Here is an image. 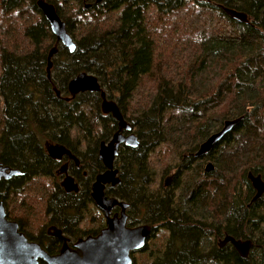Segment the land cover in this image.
Segmentation results:
<instances>
[{
  "label": "trees",
  "instance_id": "obj_1",
  "mask_svg": "<svg viewBox=\"0 0 264 264\" xmlns=\"http://www.w3.org/2000/svg\"><path fill=\"white\" fill-rule=\"evenodd\" d=\"M38 1L0 0V163L25 174L0 182V201H12L8 218L49 253L60 244L45 231L51 221L71 242L104 228L102 218L98 228L89 222L78 227V206L89 194L61 193L43 170L50 161L44 145L61 144L94 163L95 171L99 144L116 131L114 119L102 112L101 93L66 100L69 83L87 73L118 104L140 142L117 160L123 173L118 195L126 200L128 191L142 187L147 151L150 190L153 177L157 181L170 166L183 171L174 182L185 191L177 206L172 196L157 201L156 193L145 205L160 217L150 223L162 218L170 231L166 255L157 254L152 264H245L228 250H209L205 223L207 216L217 228L241 221L237 206L252 197L247 175L264 166V0H90L88 10L75 1L49 0L66 22L74 53L57 43ZM223 8L249 21L237 22ZM240 117L217 147L215 172L204 174L191 154L218 125ZM151 243L153 253L162 251V241Z\"/></svg>",
  "mask_w": 264,
  "mask_h": 264
},
{
  "label": "water",
  "instance_id": "obj_2",
  "mask_svg": "<svg viewBox=\"0 0 264 264\" xmlns=\"http://www.w3.org/2000/svg\"><path fill=\"white\" fill-rule=\"evenodd\" d=\"M101 1L104 0H96L97 3ZM38 6L49 22L52 33L57 38V41H61L70 52L74 53L76 44L67 31L66 23L57 14L55 7L43 0L39 1ZM223 10L231 19L237 22L247 23L249 21L247 14L243 12L231 8H223ZM55 53L56 49L52 50L48 58L49 78L52 66L51 59ZM87 92L101 93L103 100L101 106L102 112L104 114H112L119 123V131L115 133L112 141L107 145L102 142L99 160L106 167V172L104 175L102 174L98 177L92 190V196L97 208L106 217V228L94 238L93 236H89L86 239H79L73 248L67 245L68 240L63 237L61 230L53 229L55 231L53 236L62 239L64 246L60 254H57V256L51 255L39 243L29 240L20 231L18 222L7 220L5 207L3 204H0V264H133L131 254L142 250L146 245L151 228L147 226L135 229L128 227V217L126 214L128 204L120 202L116 198H107L104 191L107 185L116 186L122 183L121 178L118 177V171L114 170V161L119 154L120 147L126 146L137 149L140 145L139 139L135 134H130L129 136L122 134L123 130L131 132L132 128L124 120L117 104L107 100L106 94L101 90V86L95 76L82 73L69 83L71 98ZM56 93L57 96H60L58 91ZM239 122L240 119L226 121L221 131L210 136L200 146L196 157L208 154L234 130ZM47 150L49 156L53 159H62L65 154L72 156V153L67 148L60 145L49 144L47 145ZM24 175L22 171L0 163V181L3 179L8 181ZM251 179L252 185L258 190L256 198H259L264 191V183L260 177L255 178L251 176ZM62 186L68 192L78 191L77 184L69 176L65 178ZM116 206L122 208L121 216L116 215L111 217L110 215H112ZM229 242L235 246L242 257L246 258L250 249L249 247H251V242L237 241L232 236L227 237L223 241V245Z\"/></svg>",
  "mask_w": 264,
  "mask_h": 264
},
{
  "label": "flooded vegetation",
  "instance_id": "obj_3",
  "mask_svg": "<svg viewBox=\"0 0 264 264\" xmlns=\"http://www.w3.org/2000/svg\"><path fill=\"white\" fill-rule=\"evenodd\" d=\"M61 1L63 3H65V2H69L70 0L69 1L61 0ZM72 1H77L76 3H78V4L82 3V5L84 6V9H85V5L92 6L91 3L89 2L90 0H72ZM72 1H71V3H72ZM95 3H96V0H95ZM117 106H118V104H117ZM120 112H121V110H120ZM121 114H122V112H121ZM122 116H123L124 120L129 124V122L127 121L125 116L123 114H122ZM107 117H111L112 119H114L115 123H113V127L115 128L116 131L110 136L109 139L102 140V142L105 143L106 145L112 141L115 133H117L119 131L118 121L112 115H107ZM236 119H240V121L243 120L242 117L236 118ZM236 119H230V120H236ZM230 120H228V121H230ZM226 121H224L223 126H224ZM223 126H222V128H223ZM221 129L217 130L213 134L218 133L219 131H221ZM122 134L124 136H129L130 134H135V133H134V129H133L131 132H127V131L123 130ZM213 134H211L210 136H212ZM205 141H203L197 148H195L196 150L193 152V155L191 154V156H192L194 162L197 161L200 163V166L203 168L204 174H207L210 176V175H212L213 172H215V169H216L215 155H217V157L220 155V149L217 147H219L223 141L218 143L208 154L203 155L202 157H196V153L199 151L200 146ZM102 142L99 144V147L97 149L98 161H100L99 160V151H100ZM47 145H49V144L44 145V149H45L46 155L50 161H48L47 166H45L43 169L45 173H48V175L46 177L53 180L55 182V187L59 186L61 189V193H63V194L72 195V196L79 197L82 199H84L83 196H84L85 192H87V194H89V198H86L85 201L78 206L79 207V210H78L79 211V217L82 216L85 218V220H84V219H82V217H80V223L78 224V227L81 228L82 225H83V227L84 226L86 227L88 225V222L91 223L92 225H94L96 222L99 221V218H102L105 221V225H104V229H105L107 226L106 225L107 224L106 217L97 208L95 201L93 199V196H92L93 185L97 181L98 177L101 176L102 174L104 175V173L106 172V167L104 166V164L100 161L101 164H99V166H97L95 171L93 170L91 172V170L94 168L93 165H95V164L94 163L91 165L86 164L85 160L80 158L78 155H76L75 152L71 148H68L64 145L59 144L60 146L67 148L72 153V156L65 154L62 157V159H53L49 156V153L47 150ZM127 149H132V148H129L126 146H121L120 150H119V154H118L116 160L114 161V170L118 171V177L121 178V181L123 178V173L121 170V165H120L121 163H118L117 160H119L121 152H123V150H127ZM146 153L147 154L144 157L145 158L144 174L147 178H145V181L143 179V185L139 190H137V191L130 190V186H131L132 182L129 180L128 181H129L130 192L128 191L129 193L127 192L125 194V196L127 197L126 200H124L123 196L118 195V192L120 191L119 187L122 186V183L120 185H116V186L107 185L105 187V190H104L105 194L108 198H116L118 201L128 204V208L126 210V214L128 217V221H127L128 227H130L132 229H135L138 227H144V226L151 228V233L147 239V242H146V245L144 246V248L140 251L133 252L131 254L133 264H152V263H155V259L158 260L157 254H158V257L163 258L166 255V252L168 249L167 240H164V238L167 236V234H170V231L168 230V227L166 225L167 222L165 220H161L162 219L161 218V219H158V222L154 221V223H152V224L150 223V221L155 220L157 217L160 218L159 216L156 217V214H154L153 212H151V211L149 212L145 207V205H147L148 202L150 201V194L156 193L158 195L157 201H159L161 199H165V198L168 199L172 196L173 197L172 203L174 206H177V200L179 199L180 195L182 194V192L185 193V191L181 190L179 187H174L175 178L178 177L179 172H180V174H183L182 173L183 171H182V169H180L178 171L173 170V168H171L172 166L169 167L167 173H161V175H159L160 179L158 182V187H155V185H156L155 182H157V181L155 179V176L153 177V184H154L153 186L155 188L153 190H150L151 186H150L149 164H148L149 163V156H148L149 152L147 151ZM50 167H51V169H50ZM183 168H184V170L188 171L186 169L187 166H184ZM194 168H195V166L193 165V169ZM258 169L260 170L261 173L258 172L259 174H253L252 172H249L247 175V180L250 183L249 185H251L250 192L252 194V197L249 199V201H247V203H246L245 199L243 198L242 199L243 204L240 206H237L239 211L242 213L241 221L234 224V226L230 225L229 222L225 221V222L220 223L221 225L217 228L214 225V223H215L214 220L210 219L211 218L210 216H207V221L205 223L206 224L205 225L206 226L205 227L206 240L210 241V246H211V248L209 250H212V249L213 250H220V249L221 250H228L230 253L237 255L242 261L245 262V264H264V238H262L260 235L261 233H263V235H264V221H263L264 219H262L263 214H264V212H263L264 211V191L262 192L261 196H259V198H256V196L258 195V190L254 187V185H252L253 182L251 179V176H253L255 178L260 177L262 182L264 183V166L259 167ZM131 173L132 172H129V175H130L129 178L132 176ZM67 176L74 179L75 183L78 186L77 192H75V191L68 192L62 186V183ZM181 180L182 179H180V181ZM2 181H0V182H2ZM0 189H1V187H0ZM2 197H4L3 193L0 192V199H2ZM82 199H80V200H82ZM11 202L12 201H7V202L6 201L4 202V200L0 201V204H3V206L5 207L6 214H7V212L14 214V210L11 207L12 206ZM121 212H122V208L119 206H116L112 212V215H110V216L114 217V216L118 215L120 217ZM85 214H87V216L89 215L91 217L89 219H86ZM52 215L53 214L51 213V216H50L51 218H52ZM7 220L13 221V222H18V221L9 219L8 214H7ZM51 222H53V221H51ZM51 222L46 225L45 231L48 234V236L55 238L60 242V244L57 246L56 251L54 253H50L51 255H56V256H57V254H60V252L64 246V242L62 241V239H59V238L53 236V234L55 233V231L53 229H55V230L57 229V230L62 231L63 237L68 240L67 245L71 248L74 247L75 243H77L79 241V239H81V238L86 239L89 236H93V238H94V237L98 236L101 233V231L103 230L102 229L98 234H95L94 232L91 234H86V232H83L82 237H78L76 239V241L71 242L72 237H69V233L64 232L65 231L64 229H60L58 227H55L54 225H51ZM196 223L198 225H201V221H199V220H197ZM18 225H19V223H18ZM19 228H20V225H19ZM159 232L161 235L160 236L161 240H153V239H155V236L157 237V234ZM232 236L237 241H241V242H248L249 241V242H251V247H249L250 249H249V252H248V255L246 256V258L242 257L238 253L237 249L235 248L234 245H232V243L229 242L226 245H223V241L226 240L227 237H232ZM153 241H156V242L162 241V244L159 246L160 250L162 249V251L157 252V253H153L155 250V245H153L151 243ZM163 242L165 244H163Z\"/></svg>",
  "mask_w": 264,
  "mask_h": 264
},
{
  "label": "bare ground",
  "instance_id": "obj_4",
  "mask_svg": "<svg viewBox=\"0 0 264 264\" xmlns=\"http://www.w3.org/2000/svg\"><path fill=\"white\" fill-rule=\"evenodd\" d=\"M39 1H41V0H39ZM39 1H38V3H39ZM43 1H45L46 3H48V4H51V5H53L54 7H55V5H54V3H52V2H50L49 0L47 1V0H43ZM67 1H69V0H67ZM70 1H72V0H70ZM105 1V0H104ZM38 3H37V5H38ZM99 3H102V1L101 2H99ZM99 3H97L96 2V4H99ZM38 8H39V6H38ZM91 8V6H89V5H85V9L86 10H88V9H90ZM55 9H56V7H55ZM39 10L41 11V9L39 8ZM56 11H57V9H56ZM41 13H42V11H41ZM57 14H58V12H57ZM42 15H43V13H42ZM59 15V14H58ZM43 17H44V15H43ZM45 18V17H44ZM61 18V17H60ZM46 19V18H45ZM62 19V18H61ZM47 21V20H46ZM62 21H64L63 19H62ZM48 22V21H47ZM65 22V21H64ZM49 23V22H48ZM66 23V22H65ZM49 26H50V24H49ZM67 27V26H66ZM50 29H51V27H50ZM52 31V30H51ZM53 34V33H52ZM54 35V34H53ZM55 36V35H54ZM72 38V37H71ZM57 39V38H56ZM73 40V39H72ZM74 42V41H73ZM57 43L59 44H61L62 46H64L62 43H61V41L60 42H58L57 41ZM75 43V42H74ZM65 47V46H64ZM65 48H67V47H65ZM54 49H56V53H57V47H55V48H53L52 50H54ZM68 49V48H67ZM51 50V51H52ZM69 50V49H68ZM76 51V50H75ZM74 51V52H75ZM69 52H70V50H69ZM55 53V54H56ZM70 53H72V52H70ZM54 54V55H55ZM53 55V56H54ZM48 58H49V55H48ZM53 58V57H52ZM51 62H52V59H51ZM48 64H49V59H48ZM51 69H52V67H51ZM47 72H48V67H47ZM82 74V73H81ZM50 75H51V71H50ZM80 75V74H79ZM90 75V74H89ZM48 77H49V73H48ZM76 78V77H75ZM99 82V81H98ZM54 90L55 91H58L56 88H54ZM101 90H102V88H101ZM59 92V91H58ZM68 92H69V85H68ZM104 92V91H103ZM60 93V92H59ZM87 93H89V92H87ZM81 94H84V93H81ZM106 94V93H105ZM69 95H70V93H69ZM78 96V95H77ZM76 96V97H77ZM58 97H61V94H60V96H58ZM75 97V98H76ZM106 98H107V95H106ZM71 99H74V98H71V95H70V97L69 98H67L66 100L67 101H70ZM107 100H108V98H107ZM103 101V100H102ZM108 101H111V100H108ZM104 114V113H103ZM105 116H107V115H112V114H104ZM57 145H59V144H57ZM108 198V197H107Z\"/></svg>",
  "mask_w": 264,
  "mask_h": 264
},
{
  "label": "rangeland",
  "instance_id": "obj_5",
  "mask_svg": "<svg viewBox=\"0 0 264 264\" xmlns=\"http://www.w3.org/2000/svg\"><path fill=\"white\" fill-rule=\"evenodd\" d=\"M52 2H53V0H51ZM75 2H77V1H75ZM80 5V4H79ZM224 123V122H223ZM222 126H223V124L221 125V126H219L218 125V127H220L219 129H221L222 128ZM159 175H161V174H159ZM158 175V178H157V182H156V185H157V187H158V182H159V179H160V176ZM155 185V186H156ZM155 188V187H154ZM80 217H82V216H80ZM85 217H86V219H89L91 216H87V214H85ZM82 219H84L85 220V218L84 217H82ZM95 226H96V228H98V226H97V222L94 224ZM102 229H104V228H102ZM101 229V230H102Z\"/></svg>",
  "mask_w": 264,
  "mask_h": 264
}]
</instances>
